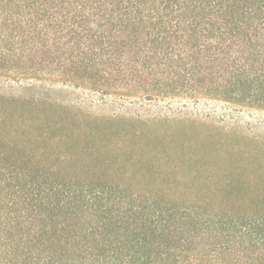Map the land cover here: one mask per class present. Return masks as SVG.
<instances>
[{"label":"trees","instance_id":"1","mask_svg":"<svg viewBox=\"0 0 264 264\" xmlns=\"http://www.w3.org/2000/svg\"><path fill=\"white\" fill-rule=\"evenodd\" d=\"M53 75L264 121V0H0V88ZM8 133L0 264H264L263 213L58 177L4 152Z\"/></svg>","mask_w":264,"mask_h":264},{"label":"rangeland","instance_id":"2","mask_svg":"<svg viewBox=\"0 0 264 264\" xmlns=\"http://www.w3.org/2000/svg\"><path fill=\"white\" fill-rule=\"evenodd\" d=\"M95 88L65 75L0 88V126L11 136L2 150L58 177L156 185L209 209L264 214V121Z\"/></svg>","mask_w":264,"mask_h":264}]
</instances>
